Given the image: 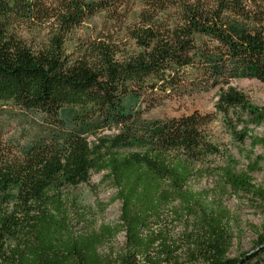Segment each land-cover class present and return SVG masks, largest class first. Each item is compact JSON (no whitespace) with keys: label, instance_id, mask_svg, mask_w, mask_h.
<instances>
[{"label":"trees","instance_id":"trees-1","mask_svg":"<svg viewBox=\"0 0 264 264\" xmlns=\"http://www.w3.org/2000/svg\"><path fill=\"white\" fill-rule=\"evenodd\" d=\"M131 1L0 0V107L37 115L45 126L28 144L0 135V264L39 253L58 264H92L101 241L120 232L116 264H175L179 247L167 231L190 214L197 230L185 247L196 248L198 264L249 263L248 254L228 256L229 211L188 185L208 174L221 197L264 202L249 175L257 161L240 170L206 132L220 120L236 144L264 145L250 134L264 123V107L229 88L212 112L145 113L237 77L264 84V0H142L122 36L125 52L121 38L75 47L74 28L102 10L122 19L129 9L120 8ZM50 19L55 29L42 41L21 35L23 25ZM105 130L113 133L101 137ZM101 172L120 203L118 223L75 232L88 223L75 190ZM256 242L264 246V223Z\"/></svg>","mask_w":264,"mask_h":264},{"label":"rangeland","instance_id":"rangeland-1","mask_svg":"<svg viewBox=\"0 0 264 264\" xmlns=\"http://www.w3.org/2000/svg\"><path fill=\"white\" fill-rule=\"evenodd\" d=\"M142 0H133L126 2L120 8L129 9L127 15L122 19H111V14L102 10L94 14L91 18L85 20L81 25L72 30V40L75 47L86 45L90 42H102L108 39L121 38L118 43L121 44L120 52H125L127 41L122 38L125 36V29L135 22L137 12L142 8ZM123 14V13H120ZM55 21L47 20L40 25H23L20 33L29 43H37L45 39L52 29H55ZM124 40V41H123ZM124 43H126L124 45ZM74 46L69 44V48ZM123 55V54H122ZM122 57H120L121 59ZM232 88L243 93L253 104L264 107V84L254 78L237 77L232 79L226 86H216L207 91L184 97L182 99L168 100L161 105L152 108L145 113L146 118H161L168 116H177L187 114L193 110L202 113L214 111V105L221 90ZM241 127H238L240 129ZM251 136L264 138V123L259 126H250ZM45 130L37 115H30L21 112L18 109L10 107H0V135L3 138H9L28 144L32 139L38 137ZM206 132L210 138L220 145L223 149L230 152L238 160L240 170L248 171L247 164L253 161L259 170L249 173L251 183L264 191V145H251V139H246L242 144H236L230 139L222 122L216 120L211 123ZM113 131L105 130L100 136H109ZM90 141L95 138L90 137ZM248 156H251L248 158ZM218 164H223L220 160H215ZM104 173H91L87 182L77 187L75 192L79 195L84 205L86 221L88 223L76 224L75 232L87 234L91 230L97 231L102 226H115L118 223L120 203L112 201L115 190L108 184ZM193 192H204V202L221 201L223 206L230 213L229 224V257H241L242 254H248V264H264V246L259 247L256 240L258 231L264 223V202L247 194L238 193L227 196H220L219 190L215 184L214 178L208 174L202 177H195L188 185ZM196 221L192 215H187L183 221L171 224L169 227L170 243L176 249L174 255L175 264H198L194 260L200 257L196 248L187 249L185 246L189 240L196 235ZM92 231V232H93ZM124 233L120 232L114 239L107 237L102 240L98 248V256L92 264H116L118 254L122 251ZM22 253L28 254L26 249ZM191 254V255H190ZM29 255V254H28ZM193 256V258H192ZM51 256L39 253L37 259L28 258L27 261L19 262L18 255H14L17 264H58ZM141 262V261H140ZM138 262L137 264H142Z\"/></svg>","mask_w":264,"mask_h":264}]
</instances>
